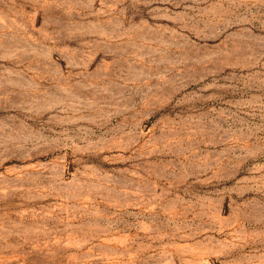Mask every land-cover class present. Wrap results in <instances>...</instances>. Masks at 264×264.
Segmentation results:
<instances>
[{"label":"rangeland","instance_id":"1","mask_svg":"<svg viewBox=\"0 0 264 264\" xmlns=\"http://www.w3.org/2000/svg\"><path fill=\"white\" fill-rule=\"evenodd\" d=\"M0 264H264V0H0Z\"/></svg>","mask_w":264,"mask_h":264}]
</instances>
